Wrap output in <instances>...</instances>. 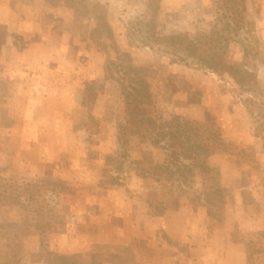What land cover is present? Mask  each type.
Masks as SVG:
<instances>
[{
	"label": "rangeland",
	"instance_id": "1",
	"mask_svg": "<svg viewBox=\"0 0 264 264\" xmlns=\"http://www.w3.org/2000/svg\"><path fill=\"white\" fill-rule=\"evenodd\" d=\"M71 1L73 6L45 1L57 47L51 50L37 35H14L20 70L13 67L9 75L8 63L0 58V188L20 186L23 192L18 204L0 206V262L47 264L48 251L79 252L85 258L119 251L133 260L118 264H163L165 246L186 258L204 256L205 251L191 250L189 242L174 240L163 228L154 230L150 248L148 239L136 236L135 218L148 228L145 219L177 209L204 222L203 241L215 234L222 246L241 240L240 249L253 255L249 264H264V0H101L111 25V34L104 30L99 38L107 53L97 51L91 38L94 22L82 14L85 1ZM14 4L45 8L32 1ZM136 19L152 21L161 35L192 38L233 23L225 31L232 32L225 60L235 74L186 65L140 45L128 36ZM122 52L149 81L155 123L146 135L123 130L129 60ZM207 114L215 116L223 139L237 147L210 159L227 189L223 214L211 221L202 173L189 171L186 153L179 160L170 157L168 140L160 135L169 123L204 120ZM33 121L43 125L33 129ZM162 162L174 172L150 173L152 164ZM47 176L76 190L56 195L52 188L43 189L58 231L42 234L23 187L42 185Z\"/></svg>",
	"mask_w": 264,
	"mask_h": 264
},
{
	"label": "trees",
	"instance_id": "2",
	"mask_svg": "<svg viewBox=\"0 0 264 264\" xmlns=\"http://www.w3.org/2000/svg\"><path fill=\"white\" fill-rule=\"evenodd\" d=\"M45 1L51 5L62 2L64 5L73 6L71 0ZM84 1L82 14L90 17L94 22L91 38L96 44L97 51L107 53L106 44L99 39L104 30L109 32V35L111 34L107 5L101 0ZM76 10L79 11L78 8ZM232 24L226 22L225 28L222 30H215L210 34L192 38L185 33L161 35L156 32L152 21L136 19L128 27V36L140 45L155 49L172 57L175 61L186 65L200 66L219 75L225 72L234 75L236 68L227 64L225 60L229 37L232 34L231 31H225ZM6 37V31L0 25V47L5 43ZM121 54L129 60V63L124 65L129 83L123 92L127 114L123 130L125 133L146 135L152 130L151 124L155 123V120L152 119L154 108L151 105L149 81L144 69L135 65L128 53L122 52ZM160 135L168 140V147L171 150L170 157L179 160L186 153L187 159L190 161L189 171L202 173L204 178L203 194L210 221L216 214L222 215L227 189L222 183L219 167L211 163L210 157L220 153H232L237 147L233 142H226L223 139L222 127L217 123L215 116L207 114L204 120L183 118L177 125L169 123L167 129H163ZM169 166L168 162L154 163L150 166V173H173L174 171ZM139 173H142L141 176H145L146 172L142 170ZM160 177L161 175H157V179ZM23 188L26 189L27 198L34 208L36 216L34 226L42 234L57 232V223L53 220L54 207L49 206L50 203L46 199V192L43 189L52 188L56 195H60L73 193L76 188L55 176H47L42 185L27 184ZM22 195L20 186L11 187V189L0 188V206L16 205L21 201ZM234 241L241 242L238 239H234ZM246 255L247 262L253 263V255L248 249ZM132 260L133 255L119 251H96L91 253L89 258H85L79 252L48 251L47 264H118ZM0 264L19 263L7 259Z\"/></svg>",
	"mask_w": 264,
	"mask_h": 264
},
{
	"label": "crops",
	"instance_id": "3",
	"mask_svg": "<svg viewBox=\"0 0 264 264\" xmlns=\"http://www.w3.org/2000/svg\"><path fill=\"white\" fill-rule=\"evenodd\" d=\"M25 1L42 3L45 8L44 10L38 9L33 11L29 8H20L18 6L19 4H14V2L24 3ZM46 9L45 0H0V25L5 29L7 34L5 43L2 45V50L0 51V58L3 59L4 63H8V67L10 68H6V70L9 75H13V73H11V68L14 67L19 71L22 65L19 59L20 57H17L19 48H17L14 41L12 42L14 35L23 36L24 38H29L28 34L37 35L38 38L42 37L43 41L47 40L51 50L57 47L54 41L56 38L53 39V35L56 31L52 30V26L47 22L48 11ZM10 55L13 56L11 58L12 65H9L11 64L9 62ZM14 74L15 80H17L18 74L15 72ZM61 90L64 97L68 96L69 93L67 89L62 88ZM53 97L54 96H52V98ZM38 122L40 121L32 122L33 129L40 128V126L43 125V123ZM46 126L47 123L44 127ZM213 157L214 155L211 156L210 159ZM223 185L226 187L224 182ZM145 220L150 224L148 228L147 225H142L141 220L138 218L133 220V228L136 230V236L139 234L140 237L143 236L144 239H148L147 243L149 248L155 246V244L152 243V239L156 236L154 235V230H162L163 228L174 240L189 242L191 250L200 248L202 251H205L204 256H196L193 254L189 258H186L183 253L177 254L175 251L166 250L165 246V253L161 255V257H163V264H249L247 262L246 252L240 249L241 245L239 243L241 242H236L234 240L233 242L228 241L226 245L224 244L222 246L216 234L211 238L205 236V241H203L202 234L204 231H207V227L193 212L190 217L185 218L182 216L181 210L175 209L167 212L165 216ZM119 240L118 238L116 241L119 242ZM137 240L138 238H136V241ZM201 242L202 245H200ZM203 246H205V248ZM144 250L147 251V249ZM216 258L219 259V261H216Z\"/></svg>",
	"mask_w": 264,
	"mask_h": 264
}]
</instances>
